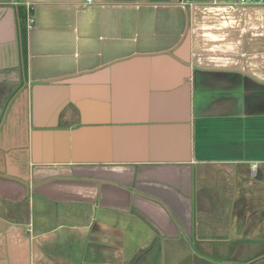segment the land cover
Listing matches in <instances>:
<instances>
[{"label":"crops","instance_id":"1","mask_svg":"<svg viewBox=\"0 0 264 264\" xmlns=\"http://www.w3.org/2000/svg\"><path fill=\"white\" fill-rule=\"evenodd\" d=\"M0 264H264V5L0 0Z\"/></svg>","mask_w":264,"mask_h":264},{"label":"built area","instance_id":"2","mask_svg":"<svg viewBox=\"0 0 264 264\" xmlns=\"http://www.w3.org/2000/svg\"><path fill=\"white\" fill-rule=\"evenodd\" d=\"M230 4L234 6H260L264 5V0H230Z\"/></svg>","mask_w":264,"mask_h":264}]
</instances>
